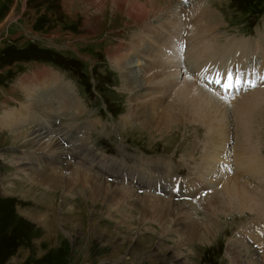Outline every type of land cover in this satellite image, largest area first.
Here are the masks:
<instances>
[{"label": "rangeland", "instance_id": "rangeland-1", "mask_svg": "<svg viewBox=\"0 0 264 264\" xmlns=\"http://www.w3.org/2000/svg\"><path fill=\"white\" fill-rule=\"evenodd\" d=\"M107 1L108 5L112 2ZM133 1L126 0L121 11L116 6L117 1L114 11L108 8L101 12L90 6L88 0H0V121L6 126L5 116L15 117L10 110L19 109L20 106L25 111L30 108L27 105L29 95L24 92L25 81L33 84V89L40 93L44 88V80L56 82L45 76L51 75V71L65 81L64 86L70 88L69 93L76 96L83 111V116L76 119V125L68 129L67 113L70 107L64 106L65 111H60L63 103L61 100L56 101L58 103L52 101L59 99L58 91L52 86L53 90H48V99L54 106L53 110H57L56 116L51 119L55 125L54 131L43 129L39 123L44 119V113L36 110H32V126L28 127L27 121L11 125L7 119L9 126L0 128V264H176L177 258H184L186 264H234L229 245L235 244L237 235L246 226L256 224L251 222L250 213L245 216L209 215V211L203 207L205 203L199 205V201L212 192H221L223 185L236 175L238 168L233 156L236 125L235 113L231 110L226 114L230 130L226 152L220 157V161L229 160L230 166H218L213 175L204 177L206 186L193 185V195H178L177 189L183 191V182L186 185L189 181L177 178H174L177 189L172 184L163 189V178L179 174L187 177L194 171L192 183L201 176L196 168L202 165L210 130L193 121L173 126L162 133L143 126L144 118L139 119L132 93L123 84V74L112 58L120 46L124 49L129 46L130 49L133 36L140 33L141 28L135 24L134 18L144 16L147 11L143 12L144 7L140 4L142 0ZM177 2L181 5L179 14L185 15L186 10L190 11L195 4L200 10L208 9L206 11L217 15L220 25L213 29L214 37L210 42L214 48L229 46L231 42L248 41L255 42L256 46H253L256 49L260 48L257 49V56L260 52L264 54V45L261 44H264V0ZM149 16L160 29L166 21L163 16ZM187 26L184 38L191 31L184 20V27ZM194 42H197L196 39ZM151 45V51H154V44ZM167 49L179 53L178 47L175 50L174 47ZM185 51L182 49L183 55ZM160 55L173 57L166 53ZM184 59L185 56L181 60ZM145 60L147 68L143 65L139 70L143 82L151 79L150 76H154L152 73L156 72L147 71L153 67L148 59ZM254 61L262 63V60ZM39 62L45 63V66L38 68ZM182 67L180 70L183 69V74H180L179 81L187 77L196 79L197 76L190 73L188 66ZM201 83L209 86L204 80ZM212 90L213 94L218 91ZM147 92L143 94V100L152 94V91ZM252 92L241 91L227 102L221 94L217 96L222 100L220 106L232 109L233 101ZM53 94L56 97L52 99ZM171 101V97L167 98V103ZM131 111L134 115L129 118ZM160 112L162 109L159 107L158 114ZM13 120L17 122L16 117ZM253 121L255 128L263 127V134V108L258 109V116ZM57 123L61 125L56 126ZM30 127L45 139H63L64 149L61 146L58 152H36L26 145L24 139L12 138V133ZM261 138L258 153L264 160V137ZM81 144H87V148L78 151ZM39 158L44 161L41 166ZM69 165L93 174L110 188L119 186L132 190L138 196L186 204L187 214L175 221L171 216L165 219L156 207L145 208L141 205L142 201L141 204L125 208L118 207L115 202L106 203L93 198L83 186L66 182L68 178L62 173L66 172L64 169ZM143 165L151 167L146 170ZM36 170H41V173H36L35 177L33 172ZM44 171L59 173L60 177L54 178L62 183L44 187L40 184L45 178ZM29 178L33 179L32 183L28 182ZM203 191L207 195L195 198ZM138 196H135V200ZM147 200L144 199L145 202ZM188 219L208 225L214 220L220 231L215 237L204 241L188 239L183 229L176 233L171 231L174 223L184 226ZM261 220L264 223V217ZM237 243L241 252L248 257L244 260L254 261V257L258 256L253 264H264L261 242L242 236Z\"/></svg>", "mask_w": 264, "mask_h": 264}, {"label": "bare ground", "instance_id": "bare-ground-1", "mask_svg": "<svg viewBox=\"0 0 264 264\" xmlns=\"http://www.w3.org/2000/svg\"><path fill=\"white\" fill-rule=\"evenodd\" d=\"M117 1L118 3H116V6L120 11L123 10V3L126 0H112L109 5L107 0H88V4L95 10L101 12L106 11L108 8L109 10L114 11V4ZM131 2L134 1L131 0ZM140 4L144 7L143 12L145 10L147 11H145L146 14L144 16L134 18L135 24L141 28L139 30L140 33L133 36L132 47L130 49L129 46L125 49L123 46H120L117 49L116 55L112 57L113 61L118 65L117 67L120 68L121 75L123 74V84L126 86L127 90L132 93V100L137 106L136 112L138 113L139 119L144 118L143 126L146 128L150 127V129L152 128L157 133H162L173 126L176 127L185 122L193 121L194 124H201L210 130L207 151L204 148L205 156L203 155L204 157L201 159L202 165H198L196 168L197 172L201 173V176L197 179L195 178L192 183H190L192 176L185 179L184 181H189V183L186 185L184 184V190L181 191L180 196L185 197L187 195H193L195 191L193 185H197L198 187L206 186L207 184L203 180L204 177L208 178L213 175L218 166L224 167V164L225 166L229 165V160L224 159L225 161H220V157L221 154L226 152V143L228 141L227 134H229L230 131L228 129L229 123L227 122L226 114L229 110L235 113L236 116L234 115V122L236 125V132L234 133H236V145L235 149H233V156L238 168L235 171L236 175L232 176L231 179L223 185L221 192H212L209 196H205L206 198L204 197V200L199 201V205H202L204 202L205 205L203 207L205 210L207 209L209 211V215L231 216L233 214H243L245 216L246 213L252 214L251 222H256V224L253 226H246L240 234H236L238 240H236L235 244H230L228 248H230L231 259L234 264H253L254 261L258 260V256L256 258L254 257V261L250 260L248 262V260H244L248 257L241 252L242 250H240L241 248L237 241H241L242 236H246L255 241L261 242L264 248V223L261 222V219L264 217V160L258 153L260 138L264 137V133L262 134L261 131L263 127L255 128V122L253 121V118L258 116V109H264V86L253 88L254 90L256 89L255 91H253V89L247 90V92L250 91V93L253 91L252 94L241 96L233 101L231 109L220 106V103L222 102V100H220L221 98L216 94H213L211 90L213 88L217 89L221 96H223V90L218 89L217 86H214V83L212 84L210 81L219 78L217 76V71L224 74H227L229 71L248 74H264V54L262 55L260 52L257 56V49L260 48L256 49V47L253 46H256L255 42L250 43L248 41L231 42L229 46H223L218 49L214 48V46L210 44L214 37L212 36V32L213 29L220 25V23L217 15L211 13L212 11L208 12V9H206L208 11L203 9L200 10L197 8L198 6L196 5L195 7L194 4L193 9H190V11L188 10V12L186 10V14L183 15V13L179 14L181 5L177 0H142ZM110 5L112 8H110ZM149 15L155 18L163 16L162 18L166 19L161 26V29L159 25H156L157 27L155 26L152 21L153 18ZM167 19H169V21ZM95 20H97V18ZM184 20H186L191 30L185 38L183 37L185 31ZM186 28H188V26ZM164 30L165 32L163 33ZM159 32L162 34L160 35ZM195 39L197 42H194ZM160 41L164 42L163 46H159L160 44L157 45L158 43H162ZM152 43L154 44V51H151V47L153 48V45H151ZM261 44L264 45L263 43ZM166 47H174V50L178 47L180 54L177 52L172 53ZM159 48L160 50H158ZM182 49L186 50L185 55L182 54ZM131 50L135 52H131ZM160 53H166L173 57L168 58L164 55L161 56ZM183 56H185L187 61H185V59L181 60ZM139 57L140 60L143 61L137 60ZM145 59H148L147 61L150 62L149 64L154 68H149L150 70L147 71H150L151 73L156 71L155 73L158 74L152 73L154 76H150L151 79L143 82L140 78L141 73H139V70L143 65L147 68L146 65L148 63H144L146 61ZM254 60H262V63H256ZM242 61L243 63H241ZM180 66H188L190 73H194L193 76H197L196 79L194 78V80L191 79V77H187L179 81L180 74H183V69L181 71ZM205 69H208L209 71L206 73L204 71ZM191 70L193 72H191ZM55 74L56 73L45 75L56 82L44 80V84H42L44 88L40 93L33 89V84L31 85L28 81H25L26 87L24 88V92L29 95L27 98V105L30 108L25 111L22 106H20L19 109L10 110V113H14L17 118V122L13 120L15 117H12V119L10 115H7L4 118L6 126H9L7 124V119L11 125H20L27 121L28 127L32 126L34 124L31 118L34 114L32 110H36L40 113H44V119L39 123L43 129L50 132L54 131L55 125L51 119L56 116L57 110H53L54 106H52L48 99V96H50L48 90H53L52 86H55L59 93V97H57L59 99L52 101L60 102L61 100V103H63L60 111H65L64 106L70 107V112L67 113L69 117V124H66L68 129L73 128L76 125V119L83 114L82 107L75 98L76 96L69 93L70 88H66V85L64 86L65 81L63 82L59 75ZM246 79H253V76L248 75ZM201 80H204L206 84L210 83V85L208 84L209 86H207L202 84ZM258 83L263 85V83H260L259 81ZM205 87L210 90H206ZM147 91H152V94L149 97H147V95V99L143 100ZM53 97L56 96L53 94L52 99ZM169 97L172 98L171 103H167V98ZM49 105H51V107H49ZM159 107L162 109V113H159L160 115L158 114ZM73 109H75L74 112L72 111ZM17 110H19L20 113H18ZM132 112L133 111L130 112L131 115L129 114V118L134 115V112ZM255 114L257 115L255 116ZM6 126L1 120L0 128L6 129ZM87 127H89V123H87ZM68 133L64 135H67ZM12 134L14 140L24 139L26 145L36 152H58L60 147L63 146V139L59 137L57 140L45 139L41 133L35 132L31 127L28 128V130L14 132ZM84 147L87 148V144H81L77 149L78 151H81ZM94 155L96 157V154ZM64 157L65 156L62 158ZM43 162L44 161L41 158L38 159L40 166ZM48 167L49 166L47 165L46 168ZM64 170L66 172H63L62 174L67 176L68 179L66 182H71L70 184L73 186H83L89 191L91 197L99 198L106 203L115 202L118 207L125 206V208H129L137 203L141 204L142 201L143 204L141 205L145 208L150 206L153 208L156 207L161 211L165 219L171 216L175 221L187 214V208L184 206L186 204H175L169 203V201L165 202L160 198L138 196L132 192V190L130 191L127 188L119 186L115 188L112 186L110 188V186L108 187L106 185V182L79 167L75 168L70 167L69 165V167ZM39 171L41 170L33 172L35 173V177L38 173H41ZM43 176L45 178L42 179L40 184L44 187L54 183V185L59 186L62 183H60L57 178H54L55 176L60 177L59 173L56 174L54 172L51 173V171H44ZM244 179L249 180L250 183ZM28 182L32 183L33 179L29 178ZM210 183H215V181H210ZM163 184V189H166L167 186H171V179L163 178ZM172 187L174 188L175 185L172 184ZM211 187L212 184L211 186L209 185V188ZM206 189L208 188L206 187ZM88 191H85V193ZM184 193L186 195H184ZM135 196H138L136 200ZM144 199L148 200L145 202ZM213 222L214 220H211L210 225H208L194 219H188L184 226H182L181 223H174L171 231L176 233L183 229L186 231L188 239L197 238L199 241L200 239H203L204 241L205 239L213 238V236L215 237L220 231L217 222L216 224ZM217 228L219 230H217ZM262 260H264V255ZM175 262L176 264H186L184 258H177Z\"/></svg>", "mask_w": 264, "mask_h": 264}, {"label": "snow or ice", "instance_id": "snow-or-ice-1", "mask_svg": "<svg viewBox=\"0 0 264 264\" xmlns=\"http://www.w3.org/2000/svg\"><path fill=\"white\" fill-rule=\"evenodd\" d=\"M206 73L208 69L204 70ZM248 75H252L253 79H246ZM218 79H213L210 83H214L218 86V89L223 90L222 98L227 102L230 98H235V94L241 91L253 89L258 86L257 81L264 83V74L258 73H242L229 71L227 74L219 73L217 71ZM214 94L220 95L219 91H215Z\"/></svg>", "mask_w": 264, "mask_h": 264}]
</instances>
